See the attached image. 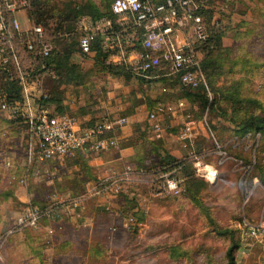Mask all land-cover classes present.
<instances>
[{
    "label": "rangeland",
    "instance_id": "obj_1",
    "mask_svg": "<svg viewBox=\"0 0 264 264\" xmlns=\"http://www.w3.org/2000/svg\"><path fill=\"white\" fill-rule=\"evenodd\" d=\"M68 1L46 0L45 3L55 12ZM94 1L102 7L109 0ZM226 4V17L229 10L243 8L227 1ZM261 4H256L251 12L258 35L251 36L245 46L259 61L256 70L234 68L229 73L216 75L209 83L201 68L208 87L200 91L202 97L194 96L195 101L187 98L183 120L199 122L194 135L184 140L183 156L190 158L192 174L188 176L189 169L182 171L179 166L177 174L182 178L179 193H157L158 180L150 184L147 180L120 182L111 205L89 214L91 224L74 222L68 214H63L61 219H41L36 227L9 234L0 245V264H224V249L229 241L239 243L238 221L243 217L252 222L264 219V134L253 127L242 130L236 123L244 113L253 111L261 115L260 107L264 109V89L258 86L264 78V6ZM15 17L19 29L28 27L30 21L24 9L16 11ZM242 74L251 77L242 79ZM2 81L0 74V88ZM171 85L178 92L185 90L177 79ZM228 86H233L240 97L257 100L259 109L249 103L230 102L225 95ZM232 107L240 108L233 112ZM3 118L21 125L27 140L30 133L20 116L7 117L0 109V119ZM176 125L167 123L165 133L174 136ZM223 154L231 158L219 162ZM32 164L37 167L42 163L33 161ZM211 168L215 174L209 181L204 169ZM51 188L35 185L32 200L36 203L33 204L58 201L61 198L58 190ZM21 207L13 209L18 211ZM125 214L138 218L141 228H121L117 221ZM4 224L5 221L1 225ZM234 264H264V247L256 242L241 252L235 247Z\"/></svg>",
    "mask_w": 264,
    "mask_h": 264
},
{
    "label": "built area",
    "instance_id": "obj_2",
    "mask_svg": "<svg viewBox=\"0 0 264 264\" xmlns=\"http://www.w3.org/2000/svg\"><path fill=\"white\" fill-rule=\"evenodd\" d=\"M28 4L29 0H0V67L4 68L9 77L14 74L20 94L19 98L8 101L0 88V108L9 117L20 116L27 121L30 136L25 143L26 161L31 163L62 158L75 151H99L115 146L116 138L106 132L121 125L125 120L123 116H102L79 127L74 116L54 114L45 106L36 104L32 88L35 77L20 67L11 34V29L21 31L15 12L25 10ZM204 7H207L204 0H112L110 15L95 19L80 15L76 19L75 26L79 32L77 52L85 56L93 53L91 45L96 39L100 49L106 53L105 61L122 64L132 78L176 75L182 86L206 90L208 85L200 67L203 52L199 47L208 37ZM210 8V22L218 26L226 18L227 5L212 3ZM28 28L33 36L25 39V47L34 49L42 56L51 54L55 45L43 37L41 25L36 24L26 29ZM160 110L161 107L157 105L147 113L150 120L149 130L155 138H160L163 133L156 118V112ZM197 122L199 121L196 119L177 122L174 138L182 144L185 143L184 140L190 139L196 132ZM226 158L231 157L223 154L218 161L222 162ZM0 165L10 167L11 162L0 154ZM204 170L211 181L215 169ZM177 173L179 165L162 172L159 175L157 193H179L182 189V178ZM18 180L24 181L23 177ZM119 181L114 175L104 177L89 193H116L120 187ZM80 197L68 198L67 202L62 199L50 200L42 205L27 200L14 215L12 223L0 233V245L9 234L27 227H36L41 219H58L65 207L75 210ZM237 224L238 252L246 250L253 242L264 244V219L252 222L243 217ZM119 226L125 230H136L141 228L142 223L134 215L125 214L121 217ZM46 230L50 231V228Z\"/></svg>",
    "mask_w": 264,
    "mask_h": 264
},
{
    "label": "crops",
    "instance_id": "obj_3",
    "mask_svg": "<svg viewBox=\"0 0 264 264\" xmlns=\"http://www.w3.org/2000/svg\"><path fill=\"white\" fill-rule=\"evenodd\" d=\"M244 1L249 2L251 7L256 5L255 0ZM216 3L225 4L226 1L221 0ZM229 13L231 15L226 24L227 30L221 37V42L224 44L236 42L232 36L239 20L248 18L249 15L251 23L254 24L250 10L244 13L229 10ZM243 28L239 27L240 30ZM257 29L254 27L253 32L256 33ZM92 55L93 53L87 56L81 55L76 50L70 56V60L82 69H87L95 64ZM151 78L137 80V78L129 77L126 79L120 74L106 72L92 77L87 85H58L59 101L56 102L57 104L51 103L45 107L54 114L65 113L74 116L76 125L79 127L90 124L102 116L125 118L121 125L106 132L107 135L110 134L116 138V145L103 150L75 151L62 158L37 161L42 164L34 167L32 162L28 163L25 158L26 134L22 126L12 124L7 118L0 119V130L3 131V135H0V154L11 162L10 167L0 165V226L3 230L12 223L17 213L13 208L24 205L27 200L32 199L35 185L53 186L51 189L58 190L61 196L59 200L62 199L65 202L68 198L81 196L78 207L75 210L63 208L59 218L61 219L63 214H68L74 222L91 224L92 215L89 214H93L104 205H111L114 200L112 197L116 195L107 191L90 194L89 190L100 179L111 175L118 177L119 183L126 177L127 180L132 179L135 170H140L137 163L142 158L146 160L147 158H144L146 156L153 157L156 150L165 151L167 155H174V158L185 154L184 143L165 133L164 128L167 123L174 124L183 120L187 98L180 95L175 87L165 83L164 80ZM45 80L35 76L32 87L35 97L47 90L48 85L43 82ZM174 97L176 99L173 101ZM157 105L161 107V110L156 112V118L163 128L160 138L153 137L149 130L150 120L147 117V113ZM4 113L9 117L5 111ZM155 141L160 143L159 147L153 145ZM19 177H23L24 181H19ZM127 180L123 182H128ZM121 217L117 222H120ZM4 221L5 224L2 226ZM258 244L264 247L263 243Z\"/></svg>",
    "mask_w": 264,
    "mask_h": 264
},
{
    "label": "trees",
    "instance_id": "obj_4",
    "mask_svg": "<svg viewBox=\"0 0 264 264\" xmlns=\"http://www.w3.org/2000/svg\"><path fill=\"white\" fill-rule=\"evenodd\" d=\"M46 0H29V4L25 9L27 17L28 27L39 24L42 27L43 37L49 39L55 45L54 51L47 55L42 56L36 53L34 49L29 50L25 47V39L32 37L33 33L30 29L21 30L16 32L11 29L12 40L15 50L17 51L18 61L20 67L25 70L30 76L42 78L45 85H48L47 90L44 93L34 97L36 104L39 106H48L51 103H56L60 99L58 85L60 84H85L89 83L92 77L102 75L103 73L110 72L120 74L124 78L131 77L128 70L122 64L106 62V53L103 52L95 39L91 45L93 51V60L95 62L93 67L82 69L77 63L71 62L70 56L77 50V38L79 35L75 26V21L80 15H87L92 19L99 16L110 15V2L109 0L104 6L100 7L94 0H69L67 4L57 8V11L52 12V6L45 3ZM207 7H204V20L208 28V37L206 40L199 44L202 50V56L200 59V67L202 68L205 77L209 83H212L213 78L217 75L226 74L234 71V68L240 67L242 71L250 72L256 70L259 61L252 56L245 46L247 42H250L253 34L258 35L254 31L255 23L252 24L249 18H242L237 22L236 28H234L233 38L236 42L231 44H224L221 42V37L227 30L226 24H228L231 14H229L218 26H214L210 19L212 17V9L210 4L215 0H204ZM224 1V0H222ZM230 4L239 3L243 8H239V13H244L246 10L254 11V6L251 7L249 2L244 0H225ZM256 4L261 2V6H264V0H255ZM106 7V9H104ZM256 9V8H255ZM258 10L260 8L258 7ZM232 11V10H231ZM258 12V11H257ZM249 17V15L247 16ZM239 27H244L242 30ZM239 29V30H238ZM262 63V62H260ZM264 65V61H263ZM11 68V67H10ZM153 71V70H152ZM157 71V70H154ZM0 74L2 76L1 88L3 89L6 99L11 101L19 98V86L14 74L9 77L4 68L0 67ZM242 79H249L251 75L242 74ZM148 78L137 77V80H144ZM151 79L164 80L165 83L171 85L172 80H176V75L170 76H156ZM149 79V80H151ZM167 81V82H166ZM171 81V82H170ZM236 84V83H235ZM261 89H264V78L258 83ZM185 90L180 89L179 93L189 99H194V96L202 97L203 90L199 87L190 88L183 86ZM229 87V86H228ZM177 88V87H176ZM230 89L232 91H230ZM178 91V90H177ZM225 95L234 104H250L254 108L260 107L257 100L252 101L248 97H240L237 90L232 86L225 90ZM195 101V100H193ZM202 101V100H201ZM252 101V102H251ZM196 103V102H195ZM202 103V102H201ZM57 104V103H56ZM197 104L200 105L199 101ZM236 108L232 107L231 111H235ZM1 109V108H0ZM259 109V108H258ZM2 110V109H1ZM3 111V110H2ZM261 115L254 114L253 111L244 113L236 123L240 125L242 130L253 127L260 130L264 134V109L260 107ZM52 113V112H51ZM23 119V118H22ZM28 134L27 121L22 120ZM156 147L160 146L158 141L153 142ZM170 157L171 159H167ZM139 163H137L140 170H135L132 175V179H123L128 182L148 181L150 184L153 180L159 181V175L169 170L170 168L179 165L183 170H188L187 175L192 174L191 160L187 156H181L174 158L165 151H155L153 157H144ZM180 170V169H179ZM122 181V182H123ZM76 195L78 193H75ZM32 203L34 200H30ZM38 204V203H37ZM44 204V203H43ZM23 205V204H22ZM21 205V206H22ZM42 205V204H39ZM237 247V242L233 239L229 241V244L224 249L225 263L234 264V249Z\"/></svg>",
    "mask_w": 264,
    "mask_h": 264
}]
</instances>
